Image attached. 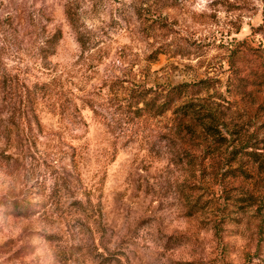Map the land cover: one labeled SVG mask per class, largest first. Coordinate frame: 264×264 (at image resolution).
<instances>
[{
  "label": "rangeland",
  "instance_id": "obj_1",
  "mask_svg": "<svg viewBox=\"0 0 264 264\" xmlns=\"http://www.w3.org/2000/svg\"><path fill=\"white\" fill-rule=\"evenodd\" d=\"M0 264H264V0H0Z\"/></svg>",
  "mask_w": 264,
  "mask_h": 264
}]
</instances>
